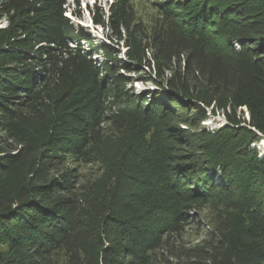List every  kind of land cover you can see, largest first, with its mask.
<instances>
[{
    "label": "trees",
    "instance_id": "trees-1",
    "mask_svg": "<svg viewBox=\"0 0 264 264\" xmlns=\"http://www.w3.org/2000/svg\"><path fill=\"white\" fill-rule=\"evenodd\" d=\"M114 3L91 10L109 45L67 0H0V264H264V0H155L150 26ZM140 71L153 88L136 93ZM211 114L226 122L210 130ZM36 124L52 130L40 148L20 133ZM119 141L102 221L81 227L60 155L87 162ZM211 206L227 211L184 248L189 214Z\"/></svg>",
    "mask_w": 264,
    "mask_h": 264
},
{
    "label": "rangeland",
    "instance_id": "rangeland-1",
    "mask_svg": "<svg viewBox=\"0 0 264 264\" xmlns=\"http://www.w3.org/2000/svg\"><path fill=\"white\" fill-rule=\"evenodd\" d=\"M114 1L115 0H67L69 4L68 10L74 9L75 11L78 10L82 13L81 18L79 19L73 16L74 22L76 24L89 28L90 35L97 42L100 41L109 45H113L114 43L106 39L108 30L102 29L101 25L96 26L92 23L93 12L91 10H95L96 15L97 11L102 9L106 12L107 15L108 11H110V5L113 6L115 4ZM154 1L155 0H133L136 6L138 19H140L144 24L148 26L154 24V22L159 18L158 10L153 6ZM96 8H98V10ZM4 26L5 20L0 24V27ZM117 48H120L121 50L120 56L122 57V59L127 60L128 47L126 46V43H124L123 41L120 42L119 47L117 46ZM99 60L100 59L97 57L96 61L100 63ZM142 74H144L143 71L127 73L130 78L134 79L132 83L127 84V89L131 87L134 88L136 93H139L146 88H153V84L149 82L143 83L140 81L137 76H141ZM225 122V118L222 114H211L210 118L205 122V124H208L206 125L207 128H209L210 130H214L222 126ZM44 125L45 124H36V126L31 125L34 127L23 126L20 129V133L29 137L32 140L33 145L35 147L39 146L40 148L42 147L41 141H43V139L46 138L48 134L50 135V133L52 132V130H49L50 126L49 129H47ZM124 135L125 136L120 135V139H126V134L124 133ZM127 145V141H119L115 143V145L111 147L109 152L102 158L98 149V152L94 155V157L87 162H79L72 156L64 157V155H60L62 157L60 159L61 164H63L62 167L70 165V163L66 162L71 161L73 164L72 166L76 168V172L79 175L77 185H79L81 189L78 196L79 206L76 212V217L79 218L81 227L92 226L91 228L95 229L102 221L103 217L100 216V211L97 209L99 202L98 200L102 198L105 190L111 189L114 183L111 167H115L118 162L119 155L123 153L124 148ZM263 145L264 143H261V140L256 144L259 150L263 149ZM20 148L21 146H18V150H20ZM29 175L30 174L18 173L16 175V179L20 180V182H23L28 179ZM143 203V206H147V201H144ZM221 211L227 210H225L223 207H219L218 209H216L215 207L211 206L201 210L199 214H192L193 212H191L189 214V220L191 219V216L193 219L188 225L185 226L184 231L181 233V245L184 248H189L191 246L200 244L205 238L208 237L210 228L213 226V222L217 218L218 212ZM198 221H200L199 224ZM100 246L101 244L96 243V250ZM163 250L159 253L161 258H169V260H172V262L175 263V260L170 256L169 252L165 251V253H163ZM158 252L159 250L157 251V255ZM60 256L61 260L64 261L66 258L65 253L61 252Z\"/></svg>",
    "mask_w": 264,
    "mask_h": 264
},
{
    "label": "bare ground",
    "instance_id": "bare-ground-1",
    "mask_svg": "<svg viewBox=\"0 0 264 264\" xmlns=\"http://www.w3.org/2000/svg\"><path fill=\"white\" fill-rule=\"evenodd\" d=\"M263 143H264V141H263Z\"/></svg>",
    "mask_w": 264,
    "mask_h": 264
}]
</instances>
